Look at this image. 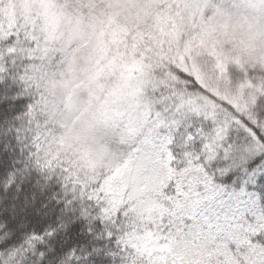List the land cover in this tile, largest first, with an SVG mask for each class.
Here are the masks:
<instances>
[{
	"label": "snow or ice",
	"instance_id": "1",
	"mask_svg": "<svg viewBox=\"0 0 264 264\" xmlns=\"http://www.w3.org/2000/svg\"><path fill=\"white\" fill-rule=\"evenodd\" d=\"M157 170L150 216L134 192ZM201 250L264 264V0H0V264Z\"/></svg>",
	"mask_w": 264,
	"mask_h": 264
},
{
	"label": "rangeland",
	"instance_id": "2",
	"mask_svg": "<svg viewBox=\"0 0 264 264\" xmlns=\"http://www.w3.org/2000/svg\"><path fill=\"white\" fill-rule=\"evenodd\" d=\"M168 19L162 18L158 22V28L160 32V40L158 46L164 43V37L172 38L174 33L168 29ZM121 29L114 28L112 30L113 40L122 39ZM103 38V33H101V40ZM139 74V75H138ZM145 74V67L139 61H133L131 64L124 66L121 73V78L123 80L122 86L116 92V99L118 102H123L128 104L130 107L136 104L135 97L140 89L142 83V77ZM229 99L230 103H233L235 106L240 107V100L242 96H233L229 98L228 96L224 97Z\"/></svg>",
	"mask_w": 264,
	"mask_h": 264
},
{
	"label": "trees",
	"instance_id": "3",
	"mask_svg": "<svg viewBox=\"0 0 264 264\" xmlns=\"http://www.w3.org/2000/svg\"><path fill=\"white\" fill-rule=\"evenodd\" d=\"M173 170H169V176H171ZM165 177L157 170L150 178L149 182L144 185L138 192H134V197L143 206V210L147 211L149 215L153 212H165L167 209L162 203L156 200L155 194L159 192L160 185L164 182ZM198 182L197 177H191L188 181L190 187L189 191L184 195L194 194L195 184ZM152 193L153 195H147ZM141 196H146V199H140ZM205 253L201 251H184L181 253L179 259L183 261V264H206L204 259Z\"/></svg>",
	"mask_w": 264,
	"mask_h": 264
}]
</instances>
